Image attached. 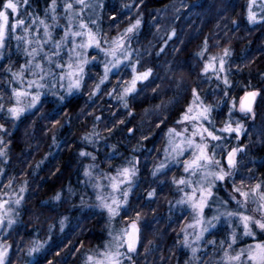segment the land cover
I'll return each instance as SVG.
<instances>
[{"label":"trees","instance_id":"obj_1","mask_svg":"<svg viewBox=\"0 0 264 264\" xmlns=\"http://www.w3.org/2000/svg\"><path fill=\"white\" fill-rule=\"evenodd\" d=\"M14 2L18 4L20 19L28 22L26 26L33 18L56 25L52 27L53 41L64 39L61 31L66 22L65 4L70 3L75 10H80L75 0H56L54 11L52 0ZM248 6L249 0H104L99 14V46L126 36L124 42L131 52V64L136 65L138 72L151 68V75L138 82L135 91L124 95L123 88L130 84L133 76L131 64L110 72L101 83L103 56L96 50L90 51L81 86L75 92L65 95L64 91L46 92L19 119L7 112L14 104L13 77L16 76L13 73L22 68L26 83L33 72L38 71L34 69V62L43 69L47 62L43 60L44 53L38 52L32 66L28 64L27 68L31 57L28 54L34 45L25 38L18 44L9 30L5 55L0 62V104L4 105V110L0 111V124L4 125L0 130L3 141L0 150L6 153L0 156V190L4 192L11 187L19 193L24 187L25 191H20L22 195L19 193L23 199L14 223L0 235L1 242L8 246L6 264H91L88 257L95 259L104 251L108 234V215L99 205L96 193L101 185H108L110 176L134 166L139 172L128 185L127 203H122L115 218L119 226L133 221L138 224L137 248L128 260L136 261L139 255L145 264L161 257V264H223L219 254L211 250L208 256L203 252L189 259L182 246L189 212L181 205L173 209L180 197V185L174 180L181 179L188 155L184 153L156 177L151 176L150 169L163 162L169 129L183 130L182 118L198 98L200 103L208 105L220 88L232 96L226 105L213 109L206 122L207 128L219 136L225 123L238 114L230 110V102L236 103L246 92L259 93L255 116L256 120L260 119V112L264 111V13L260 21L252 24L248 21ZM178 9L175 14L174 10ZM137 19L140 25L125 35V29ZM168 25H173V30L165 34ZM53 41L44 46L45 52L53 54ZM66 48L65 45L60 51L61 64L65 61ZM225 49L228 50L224 57L227 85L209 69L204 71L211 58H220ZM173 57L180 68L190 70L185 76L192 84L186 85L187 91L180 95V102L169 107L167 119L154 122L143 141L144 147L131 153L129 143L120 141L127 128L137 131L140 110L159 102L156 93L149 96L146 89L160 83L162 65ZM97 84L99 90H96ZM117 94L130 101L132 116L127 117V110L119 107ZM167 94L173 93L169 90ZM96 117L113 132L107 141H97L89 132ZM121 120L123 123L118 130L114 122ZM86 132L90 139L82 140L81 134ZM249 132L253 133L254 140L257 136L264 140V125L250 121L237 144L228 146V150L239 148L234 175L226 179L229 191L239 187L240 181H244L243 189L247 190L249 185L264 181V143L250 145ZM113 142L119 143L116 152L109 147ZM129 142L135 143V140L129 137ZM210 151L216 153L215 149ZM86 171L91 175H86ZM150 185L155 188L153 196L147 195ZM57 194L59 199H55ZM219 197L224 198L223 192L219 191ZM229 233L228 226H218L206 237L205 244L211 249V244L226 242ZM153 235L156 236L155 248L148 256L145 244ZM257 235V241L264 242V234ZM34 245L38 246L37 251L29 254Z\"/></svg>","mask_w":264,"mask_h":264},{"label":"rangeland","instance_id":"obj_2","mask_svg":"<svg viewBox=\"0 0 264 264\" xmlns=\"http://www.w3.org/2000/svg\"><path fill=\"white\" fill-rule=\"evenodd\" d=\"M75 3L79 6L80 10H75L74 8H72V10H68V9H66V7H64V18H66V22H65L64 29L61 31L62 35L64 36V39H62L60 41H53L54 37L52 36L53 35V32H52L53 28L52 27H54L56 25H54V24L48 25L47 24L49 26V31L51 33V38L49 39L45 36L44 25L40 23V21H42V20L33 18V20L31 21V24L26 26L28 22L26 20H24L23 18L20 19V17H19V13H20L19 7L17 8V11L15 13H12L11 10H9L8 20L4 25L5 43H4L3 48H0V62L3 59L2 57H4V55H5V50H6V46H7V38L9 36V30H11V34L14 37V39H16L18 44H21L22 39L25 38L26 41L30 40L32 42V40H34V42H32V45H34L33 48H36V47H38L37 42L39 41L40 44L42 45V47H40L39 52H41L42 54L44 53L43 60L47 62V66L44 69L42 67L43 78L39 79V83L42 84V87L37 88L35 85H33L30 88L27 87L29 81L38 79V75H39V72H38L39 70H38V71H36L38 75L32 74L31 79H28V81L26 83H25V81L21 82V79H19L17 77H13V83L15 85L14 89H23L27 92L32 93V95H35L37 92H39L40 98L46 92L58 93V92L64 91V94L62 93L63 95L68 94L69 92L72 93V92H75V90L77 88L74 86L71 88L69 87L71 81L69 80L67 73L69 72V68H68L69 64H73V66H75V61H76L77 57L74 55V52H82L88 58V53L90 51L96 50L97 53H100L103 56L102 61H103V68L104 69H105V66L109 64V61H111L113 59L111 56H108L105 54V49H109L110 47H112V42L116 39H114L113 41L108 42V43L106 42V44H103L102 46L101 45L97 46L96 44H92L88 48L80 49L77 46L83 42H86V40H87L86 36H83V35L72 36L71 34H69L67 37H65L66 31L69 33L76 32V31H86V30H82L80 28V22L83 21L87 25V29H90L94 34H96L97 41L99 38V32H100L99 14L103 8L104 0H85V4L83 6L81 4H79L77 2V0H75ZM261 5H264V0H256V4L253 7V11H255L257 13L256 22L260 21L263 17L262 13H264V12H262V10H261ZM174 11H175L174 13L177 14L180 11V9L174 10ZM18 20H23L24 24L23 25L17 24ZM250 23L253 24V22H250ZM13 24H17V26L15 28H12ZM26 28L28 29L27 32L25 31ZM127 34L128 33H126L125 35H127ZM17 35H19L20 39H17V37H18ZM50 41H53L52 42L53 43V45H52L53 54H49V53H47V51L45 52V50H44V46L46 44H48ZM56 43H60L61 47L56 48V46H55ZM62 43H64V44H62ZM65 45L68 46V48H66L65 58H63L65 61L63 62V64H61V62L59 60V56L61 54L60 51H61V48L64 47ZM124 47H125V42H124ZM32 49H31L30 53L32 52ZM128 51L130 52L129 49H128ZM37 56H38V54L35 56H31L30 60L28 59L27 65L29 64L30 66H32L31 63L34 62V60L36 59ZM121 58H122V63L118 67L112 68L110 72L115 71L122 66L131 64V62H132L131 57L129 59H123V57H121ZM213 63H214V67L209 68V70L211 71V73L215 74L218 77V79H220L224 83V77L226 75V72H225V70L224 71L219 70V58H216V61H214ZM34 64H39V63L34 62ZM29 65L27 66V68L30 67ZM131 65H130V67H131ZM51 66H53V67H51ZM21 69H20V71H21ZM77 75H79V74H77ZM34 77H36V78H34ZM73 79H75V77H73ZM141 81H144V80H140L138 82H141ZM258 95H259V93H258ZM258 95L256 96V100L258 98ZM243 96H241L240 98H242ZM240 98L235 103V109L234 110L239 115H243L244 112H241L240 108H239ZM21 102L23 105H27L30 102V98L22 97ZM14 103H15V98H14ZM230 103H231L230 104V110L233 111V107H232L233 103L232 102H230ZM200 104H203V103L202 102L200 103L199 98H198L195 101L194 105H192V106L195 109ZM203 105H206V104H203ZM255 107H256V101H255V104L253 107V113L254 114H256ZM31 108H27L26 111L28 109H31ZM193 114H195V113H193ZM207 121H209V116L207 119L196 120V121H185L182 118L183 130L180 132L176 130V132L180 133V135H175V134L170 135V133H168V144H167V147L165 149V154H164V158H163V163L165 166H164V168H162L160 170L165 169L169 165L171 166L182 155H185V154L188 155L186 161H190L194 158L193 153L196 151V149L194 147L188 146L186 144V140L189 137H192V133L196 127L203 125V127L207 128V126H206ZM226 123H231L232 126L235 127V125L232 123V121H228ZM187 124H189L190 128L187 126ZM224 126L222 127V129L224 128ZM185 129H187V132L185 131ZM184 132H186V133H184ZM219 132H222L221 133L222 135L219 136V135L215 134V135L220 137V139L216 140V141L212 140L210 137H207L205 134V137H206L205 142L208 144L207 151H208L209 155L212 156V158L215 156V159L220 161L219 167H217L215 165L209 166L210 170H212V171H219V168H224V169L231 168L228 165L227 156H228V153L231 152L232 149L230 148L231 150H228L229 149L228 146L231 147V145L232 146L236 145L238 142V139L240 138V135L242 134V132L239 134L227 133V132L221 131V129ZM193 139L195 140L196 143L201 142V137L199 135L193 137ZM182 140L185 141V143L182 145L183 150L181 151L179 149H175L174 146L176 144H180ZM223 142L225 144L224 152H226L224 156H222V155L219 156V154H216V153L214 154L213 152L210 151V149L214 150L212 147V144H221ZM237 157H238V152L236 153V156H235L236 163H237ZM203 176H204V172L202 169L197 168V169L193 170L190 168L186 172L185 171V165H184V172H183L181 179L185 180L186 183H184V184L179 183V185H180V191H179L180 197L177 201H175L173 209L177 210L178 205H181V206H184L186 208V210H188L189 217H188L187 223L184 227L183 239L185 238V234L187 233L189 243L192 244L193 246H195L198 249V251L196 252V254L194 256L192 251H191V248L186 246L184 244V242H183L182 246H183L184 251L187 252L189 259H190V257L193 259L196 258V256L199 257V254H202L203 252H204V255L206 254V256H208L209 252L211 250V252L214 251V253L212 252L213 254H216V253L219 254L220 261L223 262V264H225V261H224V252L225 251H228L231 255H235L241 249H247L248 246H250V245L254 246L257 243H261V242L257 241V236H258L257 234L259 232H262L264 234V231H261L259 228H254L255 234L253 236L244 235L243 234V227H242V225L239 224L238 220L235 217L230 219L227 216L221 215L220 219L218 221H213V224H215V227L209 228V230L204 233L203 237L197 241L195 239V236H196V233H198L200 230L199 227L198 226L188 227V225H195L197 213L192 209L191 205L187 202V195L186 194H191L195 189L199 188L201 186V184H203V186L207 187V182L202 179ZM113 177L117 178V180L120 179L119 173H117L113 176H110L108 178V182H107L108 185H106V186L104 184H103L104 186L101 185V187H99V189H100L99 192L96 193V196L97 195L103 196L106 199H108L109 202H111L112 196H116L118 199H121V200L123 199V195H122L123 191L128 190V185L131 184L134 176L132 177V179L130 181H126L124 183H121L119 185V187L115 190L111 187V184H112L111 178H113ZM210 179H211L210 177L207 178V180H210ZM226 179H229V177H226L224 180H216L212 183V186H211L212 194L208 198L207 204L203 210V217H204L205 223L208 220H210L213 216L219 215L220 213H224L225 211H237V210L244 211V212H246V214L254 215L257 218H259L260 213L258 211H254V209H256L257 205L255 202H253L252 198L250 197V199L247 202L246 207H241L240 204H238V201L243 200V197H241L238 193L235 192V188H231V191L227 190ZM245 190H247V189H245ZM219 191L223 192L224 198L219 197ZM19 193H20V191H19ZM19 193H18V191L12 189L11 187L7 188L4 192H1V190H0V202H7V203H5L4 208L0 209V213H2L4 216V226L0 227V235H1L2 231L6 227H8L7 226L8 218L11 217V219L14 221L17 217V208H18L19 204L14 203V201L18 197H21L22 194L20 193L21 194L20 195ZM196 197H197V199L199 198V192L196 193ZM181 200H183L184 202L179 203L178 201H181ZM98 203L100 205V201H98ZM105 210H106V213L108 215V217H107L108 218L107 242L105 244L104 251L99 256H97L92 261L91 264H94L95 260L102 259L103 254L108 250H111L113 252L118 250L121 253V256L119 257L120 264H129L130 261L128 260V257H130L132 255L133 251L129 252L128 247H127V243H126V237H124L122 239V236H123V230H125V229L130 230L129 226H130L131 222L128 223L127 225L119 226L115 220V218H117L118 214L110 217L107 209H105ZM118 213H119V210H118ZM223 225L228 226L229 230H230V233H229V236L227 237L226 242H223V244L221 242H219L218 244H211L213 246L210 249L208 247V245L205 244L206 237L211 232L215 231L218 228V226H223ZM137 226H138V224H137ZM233 229L236 230L237 239H236V242L234 244H232V247L229 248L228 244L231 242L230 234L233 231ZM138 239H139V232H138ZM0 244H3L1 242V240H0ZM137 244H138V241L136 243L135 249L137 248ZM117 245H119L118 248H117ZM217 248H218V250H216ZM212 260H213V257H211L210 261H212ZM241 260H242L243 264H254V262H250L248 260L247 255L241 257ZM192 262H194V261H192Z\"/></svg>","mask_w":264,"mask_h":264},{"label":"snow or ice","instance_id":"obj_3","mask_svg":"<svg viewBox=\"0 0 264 264\" xmlns=\"http://www.w3.org/2000/svg\"><path fill=\"white\" fill-rule=\"evenodd\" d=\"M2 2V10H0V48H3L4 43H5V28L4 25L8 20V14L9 10H11L12 13H15L18 8V4L14 2V0H0ZM27 0H25V3ZM79 4L82 6L85 4V0H77ZM55 4L56 0H52V8L53 11L55 10ZM256 4V0H249V6H248V20L250 22L255 23L257 20V13L253 11V7ZM66 9L72 10L73 5L70 3L65 4ZM261 10L264 12V5H261ZM55 20V17H53ZM41 24L44 25V30H45V36L47 38H51V33L49 31V26L44 23V21H40ZM141 21L137 19L135 23L131 24L128 28L125 29V33H132L134 29H136L140 25ZM17 24L23 25L24 21L23 20H18ZM17 24H13L12 28H15ZM80 28L82 30L86 31H76V32H65V37H67L69 34L72 36H86L87 40L86 42L81 43L77 47L80 49H85L91 46L92 44H96L99 46L98 41L96 39V34H94L90 29H87V25L81 21L80 22ZM25 31L27 32L28 29L26 28ZM173 35L175 32L172 33ZM17 39H20V37H17ZM126 39V36H121L114 40L112 42V47L109 49H105V54L108 56H111L113 59L109 61V64L105 66L104 69V76L101 78V83H103L104 80L108 78V74L111 71L112 68L118 67L122 63V58L123 59H129L131 53L128 51L126 47H124V41ZM29 44L32 42L29 40L27 41ZM38 47L33 48L32 52L29 53L31 56H35L38 54L40 47L42 45L40 42H37ZM56 48H60L61 44L56 43ZM204 50L201 51V55H203ZM74 55L77 57L75 61V66L73 64H69V72L67 73V76L69 80L71 81L69 87H76L79 88L81 86V79L84 74V66L89 62L88 58L86 55H84L82 52H74ZM228 55V50L225 49L223 56L219 58V70L224 71L225 70V59L224 57ZM212 62H209L208 64L205 65L204 71H208L209 68L214 67V61H216V57L211 58ZM138 63V62H137ZM27 67V66H26ZM35 69L39 70V75L37 72H33V75H38L37 80H32L28 82L27 87H32L35 85L37 88L42 87V84L39 83V79L43 78V69L40 64H35L34 65ZM132 68V79L131 82L128 86L123 88V94L127 95L128 93H131L135 91L136 84L140 80H146L152 73V69L148 68L145 71L138 72L137 67L135 64L131 65ZM11 71V69H9ZM79 74V75H77ZM13 76H16L17 78L21 79V82H23V69L20 72H15L13 73ZM75 77V79H73ZM224 83L227 85L228 80L227 77H224ZM100 85H96V90H99ZM194 93V101L197 99L195 96V90H193ZM258 95L257 92L255 91H249L246 92L245 95L240 98L239 101V108L241 112L245 113H253V103L255 101L256 96ZM13 97L15 98V103L7 109L8 114L16 119H19L21 114L26 111L27 108H31L35 106L37 101H39L40 98V93L37 92L35 95H32V93L27 92L23 89H13ZM30 98V102L27 105H23L21 102V98ZM233 107H235V102H233ZM4 110V105L0 104V111ZM211 111V107L209 105H203L200 104L198 107L194 109L193 106H190L183 116V120L185 121H196V120H204L207 119L209 116V113ZM195 113V114H193ZM4 129V125L0 124V130ZM187 131V129H185ZM223 132L227 133H236L239 134L242 132V128L239 124H237L235 127L232 126L231 123H226L224 128L221 129ZM170 135L175 134V135H180V133H177L175 129H169ZM210 137L212 140H219L220 137L215 135L212 131H210L208 128L203 127V125H200L195 128V130L192 133V137H189L186 140V144L190 147H194L196 151L193 153V159L190 161L185 162V171L187 172L190 168L195 170L197 168H200L204 172V176L202 179L207 182V187L201 186L197 189H195L191 194H186L187 195V202L191 205L192 209L197 213L195 225H188V227H199V232L196 233L195 239L198 241L200 240L204 233L209 230L211 227H215V224H213V221H218L220 219V216H227L228 218H233L235 217L239 224L242 225L243 227V234L247 236H253L254 233V228H259L261 231H264V181H261L259 183L254 184L249 188L248 190L243 189V187H235V192L238 193L241 197H243V200L238 201V204H240L241 207H246L247 202L252 198L253 202L256 203L257 207L254 209V211H258L260 213L259 218H257L254 215H249L246 214L244 211H225L224 213H220L219 215L213 216L210 220H208L206 223L204 221L203 217V210L207 204L208 198L211 196V186L212 183L216 180H224L226 173L224 172L223 168H220L219 171H212L210 170V165L213 164V158L212 156L209 155L207 149H208V144L205 142L206 137ZM199 135L201 137V142L196 143L193 137ZM2 138H0V143H2ZM185 143V141H181L180 144H176L174 147L175 149L183 150L182 145ZM239 150L237 148H233L231 152L228 153L227 156V161L228 165L230 167H234L236 165V160L235 156L236 153ZM6 155L5 152L0 150V156ZM81 155H90L88 153H81ZM203 162V163H202ZM216 165L220 164V161H215ZM161 166H158L157 170H159ZM135 169L134 168H128L125 167L121 170H119V177L120 179L117 180V178L113 177L112 179V184L111 187L115 190L119 187L121 183H124L126 181H130L134 175ZM86 175H91L90 171L85 172ZM208 177H212V180L209 181L207 180ZM176 183L184 184L186 183L185 180L180 179L178 181L174 180ZM99 186V185H98ZM21 192L25 191L24 187H21L20 189ZM199 192V198L197 199L196 193ZM128 190L123 191V200L118 199L116 196L111 197V202L108 201L103 196L97 195V199L100 201V206L102 208L107 209L110 217L115 216L118 214V210L120 208V205L122 203H127V197H128ZM153 195V193H149V196ZM59 194L55 197V199H59ZM22 197H18L14 203L20 204ZM179 203H183L184 201H178ZM5 203L7 202H0V209L4 208ZM14 221L11 219V217L8 218L7 220V226L11 227ZM4 226V216L2 213H0V227ZM61 226H63V221H61ZM130 230L125 229L123 230V236L126 237V243L129 252L135 251V246L138 241V226L136 221L131 222L129 226ZM237 239V234L236 230L233 229V231L230 234V240L231 242L228 244V247L231 248L232 244L236 242ZM209 243H215V241H209ZM223 244V242H221ZM184 244L188 247L191 248V251L193 255L195 256L196 252L198 249L193 246L192 244L189 243L188 235L187 233L185 234L184 238ZM38 246H33L31 249H29V254L37 251ZM119 245H117V248ZM8 254V246L0 244V264H6V257ZM247 255V258L250 262H254V264H264V242L257 243L254 246H248L247 249H241L238 253L235 255H231L228 251L224 252V261L225 264H243L241 257ZM121 256V253L117 251H111L108 250L103 254L102 259H98L94 261V264H120V259L119 257ZM130 259V257H129ZM94 260L93 257H88V261L92 262Z\"/></svg>","mask_w":264,"mask_h":264},{"label":"clouds","instance_id":"obj_4","mask_svg":"<svg viewBox=\"0 0 264 264\" xmlns=\"http://www.w3.org/2000/svg\"><path fill=\"white\" fill-rule=\"evenodd\" d=\"M173 30V25H168L167 29H165V34L167 31ZM163 74L160 76V83L156 85L155 88H147L146 92L149 96H151L152 93H156V95L159 97V102L156 104H150L149 107L142 108L140 112L138 113V118L136 119V128L137 131L133 132L131 128H127L124 133L123 140L120 141V143H129L130 151L131 153L139 152L143 147V141L146 138V135L149 134V130L153 126L154 122L156 120H166L168 115V110L171 105L174 103H179V97L182 93H186L187 87H190L192 84V81L187 79L185 76V73L190 71L188 69H182L179 66V63L177 62L176 58L173 57L170 60H167L166 63H163ZM172 91V95H168V91ZM143 95V94H142ZM117 100H119V107L127 110V117L132 116V107L131 103L128 99L125 98V96L117 94L115 97ZM232 100V96L228 94V91L224 88H220L219 92L214 94L212 96V99L208 101V105L211 107V111L209 113V116H211L213 109L217 108L218 106L226 105L229 101ZM233 107V106H232ZM235 107H233V110ZM126 117V118H127ZM250 121H255L256 123H260L264 125V111L260 112V119L256 120V116L254 113H245L243 115L234 114L232 118V123L236 126L239 124L242 128V131H247V125ZM115 127L119 130V124L123 123V121L114 122ZM213 125L215 124V120H212ZM91 133V136H94L97 141L104 140L107 141L108 137L113 135V132L108 128L107 124H104V122L99 121V117H96V122L93 124L92 128L89 130ZM264 135V133H262ZM129 137L133 138L135 140V143L129 142ZM83 139H90L89 133H82L81 137ZM216 141V140H214ZM55 143V141H53ZM248 143L250 145L256 146L257 144L264 143V140H262L259 136L254 140L253 139V133H248ZM109 147L113 150V152L118 151L119 149V143H110ZM213 149L216 150V154H222L225 150V144H212ZM239 150V148L237 147ZM132 160L135 161V156L133 155ZM215 161H219L215 159V156L213 157V164L217 167L219 165L215 164ZM160 169L164 168V163L160 162L158 165L154 164L153 167L150 169L151 176L156 177L159 170H157L158 166ZM237 164L234 167H231L229 169H224V172L226 173V177H232L234 175V170L236 169ZM135 169L134 177L139 172V169L135 166L133 167ZM220 170V168H219ZM212 180V177H210ZM160 182H163L162 180ZM239 187H244V181L239 182ZM249 188H251V185H249ZM153 193L155 195V188L149 186V189L147 190V195L149 196V193ZM151 195V196H153ZM128 198V197H127ZM139 217H133V219H138ZM155 241L156 236L153 235L152 237L147 239V242L145 244V253L150 256L152 255L153 249L155 248ZM163 257L160 258V260L152 259L148 260V264H161V260ZM129 264H145V260L140 259V256L137 255L136 261H131ZM207 264V262H205Z\"/></svg>","mask_w":264,"mask_h":264},{"label":"water","instance_id":"obj_5","mask_svg":"<svg viewBox=\"0 0 264 264\" xmlns=\"http://www.w3.org/2000/svg\"><path fill=\"white\" fill-rule=\"evenodd\" d=\"M255 101H256V98H255ZM255 101H254V103H253V107H254Z\"/></svg>","mask_w":264,"mask_h":264}]
</instances>
